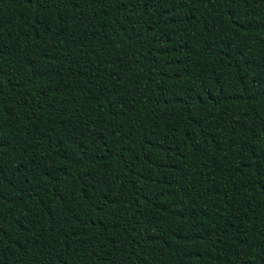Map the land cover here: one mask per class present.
Here are the masks:
<instances>
[{
    "label": "trees",
    "instance_id": "16d2710c",
    "mask_svg": "<svg viewBox=\"0 0 264 264\" xmlns=\"http://www.w3.org/2000/svg\"><path fill=\"white\" fill-rule=\"evenodd\" d=\"M0 264H264V0H0Z\"/></svg>",
    "mask_w": 264,
    "mask_h": 264
}]
</instances>
